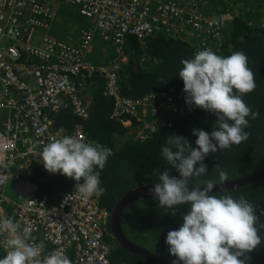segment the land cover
Listing matches in <instances>:
<instances>
[{"label": "built area", "instance_id": "obj_1", "mask_svg": "<svg viewBox=\"0 0 264 264\" xmlns=\"http://www.w3.org/2000/svg\"><path fill=\"white\" fill-rule=\"evenodd\" d=\"M55 1L0 0V217L27 225L46 247L72 254V264H129L111 258V212L99 198L82 200L74 189L51 204L31 182V168L43 166L40 152L53 137L89 140L84 128L76 124L65 131L54 118L64 110H71L78 122L89 118L83 91L96 74L106 79L111 118L127 127L137 120L135 139L146 138L158 126H172L189 109L173 92L137 98L121 93L127 38L161 34L194 43L195 53L205 48L216 52L213 39L222 40L237 5L227 0H61L90 21L76 40H65L50 32ZM97 35L116 47L114 59L102 64L88 60ZM10 182L22 201L9 194ZM5 249L6 238L0 235V256Z\"/></svg>", "mask_w": 264, "mask_h": 264}, {"label": "trees", "instance_id": "obj_2", "mask_svg": "<svg viewBox=\"0 0 264 264\" xmlns=\"http://www.w3.org/2000/svg\"><path fill=\"white\" fill-rule=\"evenodd\" d=\"M239 1L240 8L251 6L264 9V0ZM254 14L264 15V11H256ZM248 16L249 14H244L237 18L222 40L213 39V47L220 55L227 56L234 51H243L248 56L249 67L255 74L256 88L244 95L243 99L253 111H259V116L249 120L246 131L250 135L247 141L215 154L210 153L205 158L208 173L200 177L201 180L217 179V164L229 172V180L245 177L264 167V26L249 25ZM125 51L128 60L120 68V90L123 95L137 98L155 91L173 92L179 102L189 109L175 117L172 126H158L146 138L135 139L137 120L134 119L133 126L127 127L122 121L111 118L113 100L104 95L106 79L96 74L83 91L89 106V118L78 122L71 110H64L55 116L56 125L63 130L69 131L77 124L86 130L90 141H97L112 149L113 155L100 177L101 185L106 191L99 197L102 205L111 213L128 190L142 184L158 182L159 172L166 167L171 175L179 176L176 169L167 165L161 155V147L167 136H183L195 146L197 137L192 134L193 129L211 133L217 119L211 112L195 106L189 107L185 100L183 81L177 75L182 68L181 60L194 58V43L161 34L144 39L130 36L126 40ZM114 57L115 55L104 53L103 61L106 63ZM162 79L167 80V83H161ZM30 178L37 185L39 193L48 196L51 204H57L65 194L75 189L77 183L59 173H48L41 164L31 168ZM218 194L244 196L256 205L258 215L264 212V177ZM186 211V205L178 206L175 215H172L170 210L159 207L154 197L137 200L123 211L122 229L130 240L173 262L177 258L169 253L165 237L168 231L179 228ZM260 221L264 223V215H260ZM260 235L264 238V228L260 229ZM114 240L112 260H122L129 264H149L143 257L130 252L115 238ZM45 250L47 253L52 249L46 247ZM68 256L72 261L73 255ZM246 259L247 264H264V243L249 253Z\"/></svg>", "mask_w": 264, "mask_h": 264}, {"label": "clouds", "instance_id": "obj_3", "mask_svg": "<svg viewBox=\"0 0 264 264\" xmlns=\"http://www.w3.org/2000/svg\"><path fill=\"white\" fill-rule=\"evenodd\" d=\"M240 4H236V16L227 29L237 18L252 13V8H240ZM247 22L264 26V18L257 19L254 13ZM181 64L177 75L183 81L186 103L211 112L217 119L211 133L193 129L195 146L183 136L170 134L161 147L162 157L179 176L171 175L166 167L159 172L158 182L150 192L159 207L170 210L172 215L178 206H187L182 223L167 232L165 243L169 253L177 258L173 264H247L246 256L264 243L260 235L264 228L260 215L264 212L258 215L256 205L244 196L218 194L226 189L225 182L229 180V172L219 164L215 166L217 179L199 178L208 173L204 160L210 153L248 140L249 120L256 119L259 111H253L243 97L255 90V74L243 51L224 56L205 48L196 52L194 58L182 59ZM161 83L167 80L162 79ZM112 155L111 148L75 135L53 137L40 152L48 172L77 182L75 194L82 200L105 193L100 177ZM214 187L220 189L217 194H213ZM111 232L115 238L112 229ZM0 235L6 238L0 264H72L63 249L45 253V242H37L31 229L27 225L21 227L12 217H0Z\"/></svg>", "mask_w": 264, "mask_h": 264}, {"label": "water", "instance_id": "obj_4", "mask_svg": "<svg viewBox=\"0 0 264 264\" xmlns=\"http://www.w3.org/2000/svg\"><path fill=\"white\" fill-rule=\"evenodd\" d=\"M264 177V167L253 174L247 175L234 180L226 181V189L222 191L232 190L247 184L253 183ZM154 187V184H142L128 190L117 202L113 211L111 218V229L115 235L116 240L127 250L132 253L138 254L143 257L149 264H173V262L163 258L156 252L150 250L149 248L142 246L135 241L130 240L122 229L121 216L123 211L131 203L145 199L153 198L150 189ZM190 187H192L190 185ZM218 187H214L213 193L219 192ZM221 191V192H222Z\"/></svg>", "mask_w": 264, "mask_h": 264}, {"label": "rangeland", "instance_id": "obj_5", "mask_svg": "<svg viewBox=\"0 0 264 264\" xmlns=\"http://www.w3.org/2000/svg\"><path fill=\"white\" fill-rule=\"evenodd\" d=\"M227 2L233 5L241 3V1L239 0H227ZM54 7L56 11V22L54 24L55 26H53L50 32L56 35H59L62 39L69 40L70 35L75 34L76 30H79L81 27L87 24V19L84 16H82L77 9L70 6L67 2L56 0L54 3ZM249 7L252 8V13H255L256 11H264V9H259L260 7L259 8H255L251 6ZM263 16L264 15H259V18H258V15H257V19H261ZM104 53L115 55L116 47L111 43V41H104L100 37V35H97L94 40L93 51L88 54V60L95 64L105 63V61H103ZM31 182L37 188V185L33 181ZM8 192L15 200H18V201L23 200L13 190V186L11 182L9 185Z\"/></svg>", "mask_w": 264, "mask_h": 264}, {"label": "crops", "instance_id": "obj_6", "mask_svg": "<svg viewBox=\"0 0 264 264\" xmlns=\"http://www.w3.org/2000/svg\"><path fill=\"white\" fill-rule=\"evenodd\" d=\"M77 37H78V30H76L75 34L69 36V38H70L71 40H76ZM92 51H93V49H92Z\"/></svg>", "mask_w": 264, "mask_h": 264}, {"label": "flooded vegetation", "instance_id": "obj_7", "mask_svg": "<svg viewBox=\"0 0 264 264\" xmlns=\"http://www.w3.org/2000/svg\"><path fill=\"white\" fill-rule=\"evenodd\" d=\"M111 243H112V246H114L113 244L115 243V240L111 239Z\"/></svg>", "mask_w": 264, "mask_h": 264}]
</instances>
